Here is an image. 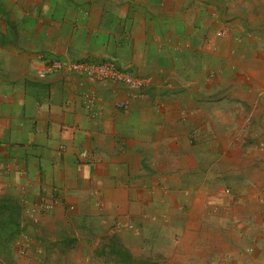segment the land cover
<instances>
[{
	"label": "crops",
	"instance_id": "obj_1",
	"mask_svg": "<svg viewBox=\"0 0 264 264\" xmlns=\"http://www.w3.org/2000/svg\"><path fill=\"white\" fill-rule=\"evenodd\" d=\"M189 1L0 0V191L24 203L56 191L59 203L41 219L58 232L93 237L143 214L146 227L164 218L170 234L188 239L189 264H262L257 251L247 261L235 252L230 262L221 251L218 263L199 248L214 232L226 247L253 242L258 214L249 192L233 207L229 196L218 198L219 177L246 179L253 162L237 171L239 157L225 144L243 121L239 104L212 101L203 66L200 75L185 70L196 42ZM108 59L144 88L130 92L73 70L77 61ZM42 60L64 69L39 79Z\"/></svg>",
	"mask_w": 264,
	"mask_h": 264
},
{
	"label": "rangeland",
	"instance_id": "obj_2",
	"mask_svg": "<svg viewBox=\"0 0 264 264\" xmlns=\"http://www.w3.org/2000/svg\"><path fill=\"white\" fill-rule=\"evenodd\" d=\"M193 1H189L191 4L188 10L193 16V22L188 24L191 26L188 31L193 32L196 39L195 45L189 46L194 50V61L188 62L189 67H185V70H188V75H200L203 66L207 72V86L210 88L212 101L225 99L221 101L239 104L237 114L240 112L238 117L243 121L239 123L233 141L225 144L229 148L228 154L234 153L235 157H239L237 171L248 167L247 164H242L247 158L253 162L251 174L246 179L243 176L239 178L236 174H227L219 177L220 182L216 184L215 181L213 185H217V192H223L218 198L229 196L227 201L224 200V203L231 202L228 207L235 206L237 199L239 201L243 197L247 198V193H251L258 214V218L254 220L256 228L253 236L256 237L253 242L247 238V244L242 247L237 246L234 241L232 246L226 247L222 243L224 238L214 232L210 242H199V248H203L200 249L202 253L205 247H209L213 259L215 257V262L218 263L223 261L219 259L221 251L230 252L227 256L229 262L234 260L236 253L247 255L241 258L247 261L257 251L258 261L262 262L264 0H195L196 8L193 7ZM202 81L200 79L201 83ZM144 86L143 84V88ZM230 170L236 171V164ZM241 185L252 189L241 190ZM54 192L56 191L41 193L37 203H24L14 194L0 191V264H189L191 261L188 255L191 249L188 239L179 237L177 230L170 234V226H165L164 218H160L161 226L155 229L154 223L148 227L143 225L145 217L141 214L139 223L133 218L126 219L125 226L115 222L114 232L112 229L110 232L99 229L93 232V237L84 231L82 234L79 231L73 233L67 226L60 232L51 230L42 222L43 213L37 219L31 216L33 209ZM56 233L60 234L55 236ZM200 260L202 259L194 257L192 262L198 264Z\"/></svg>",
	"mask_w": 264,
	"mask_h": 264
},
{
	"label": "built area",
	"instance_id": "obj_3",
	"mask_svg": "<svg viewBox=\"0 0 264 264\" xmlns=\"http://www.w3.org/2000/svg\"><path fill=\"white\" fill-rule=\"evenodd\" d=\"M42 62L43 67L37 71L39 79H44L64 69V63L59 60H42ZM73 70L92 82H110L122 86L130 92H138L143 87V81L138 79L131 70L119 66L115 60L111 59L97 64H85L83 61H77ZM84 100L86 108H89L93 101L92 97L84 96ZM117 107L127 110L128 103L119 102ZM58 203L57 193H51L46 197V201L41 202L35 210L33 209L31 217L37 219L40 214L51 212Z\"/></svg>",
	"mask_w": 264,
	"mask_h": 264
}]
</instances>
